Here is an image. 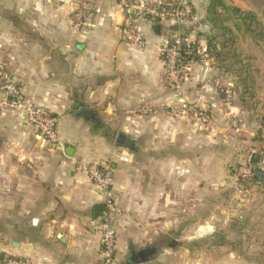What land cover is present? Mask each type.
I'll use <instances>...</instances> for the list:
<instances>
[{
	"label": "crops",
	"instance_id": "crops-1",
	"mask_svg": "<svg viewBox=\"0 0 264 264\" xmlns=\"http://www.w3.org/2000/svg\"><path fill=\"white\" fill-rule=\"evenodd\" d=\"M207 5L190 0L191 37L210 32ZM125 19L117 0H0V62L25 99L58 119L51 146L0 96V264H101L93 211L103 197L83 170L92 164L112 173L116 264H264V184L233 175L249 153L264 154L262 123L227 104L225 75L202 65L183 93L204 98L210 124L201 131L174 115L160 52L167 29L137 19L141 41L125 44ZM179 222L211 223L205 245L189 246L186 230L178 245ZM144 251L146 260L130 261Z\"/></svg>",
	"mask_w": 264,
	"mask_h": 264
},
{
	"label": "built area",
	"instance_id": "built-area-1",
	"mask_svg": "<svg viewBox=\"0 0 264 264\" xmlns=\"http://www.w3.org/2000/svg\"><path fill=\"white\" fill-rule=\"evenodd\" d=\"M119 4L126 12V19L118 29L119 38L125 44H138L141 37L135 27L137 19L143 18L152 21L167 29L163 41L161 55L165 67V83L172 93L174 102L171 112L181 118L193 119L201 131H205L210 124L208 112L205 109L204 98L197 96L192 102L186 100L183 88L191 76L194 65L208 66L212 61L211 51L204 37H191L187 32L191 17L190 0H147L129 3L120 0ZM84 13L78 10L75 14L74 26L83 25ZM226 103L230 104L232 92L229 88L224 91ZM0 96L1 106L12 113L18 114L37 133V136L51 146L58 145L57 122L58 119L44 107L38 106L24 98L21 87L13 79L6 65L0 62ZM145 114L148 109H142ZM231 121L232 127L237 121ZM251 155V154H250ZM249 155V157H250ZM127 162V158L122 159ZM264 173V159L259 166ZM90 181L103 197V210L101 211L96 229L100 233L101 264H116V230L114 217L117 212L116 203L111 192L112 173L109 168L92 164L83 167ZM236 179L252 180L255 176V166L244 165L234 169ZM4 264H32L25 259L7 258Z\"/></svg>",
	"mask_w": 264,
	"mask_h": 264
},
{
	"label": "rangeland",
	"instance_id": "rangeland-1",
	"mask_svg": "<svg viewBox=\"0 0 264 264\" xmlns=\"http://www.w3.org/2000/svg\"><path fill=\"white\" fill-rule=\"evenodd\" d=\"M262 1L264 0H224V3L230 7H238L243 11L254 12L257 15V18L259 19V21L264 26V16L262 14V10L264 9V7L262 5ZM133 2L136 3V0H132L131 3ZM121 9L126 15V12L124 11L123 7H121ZM226 17L230 19L229 22L225 23L226 27H228V29L230 30V33H228L226 36L231 41L229 44V49L232 53L234 52V55L238 56V59L240 60L239 65L231 66L230 69H236L239 66H243L248 69L246 73L253 79V85L251 88L252 93H253L252 99L250 100V97L248 96L247 104H243L242 102L239 101L237 91L241 90V88H240V85H238L237 78L235 77V73L224 72L220 68L221 64L214 59L212 52H211L212 61L209 63L208 66L210 68H215L219 70V72H223V74L225 75V82H227L228 84L226 83L225 86L222 87V90H223V93L226 88H229L231 90L232 97L230 99V102L237 105L243 112L245 110V112L251 113V117L256 118L259 123H262L261 126L263 127L260 128L262 133L258 134L257 132L258 130H256V133H255V139H258L259 140L258 142H260L262 139H264V122H263L264 121V118H263L264 110L261 109V107H259L260 104L264 106V44L260 43L256 45L251 40L250 36L244 32V27L240 24V22L237 19L234 18L232 14H227ZM206 33L208 34V32ZM213 33L219 34L220 32L214 31ZM226 52L227 50L224 49L223 53H226ZM233 61H235V59L228 60L225 62V64L227 65V67L228 66L230 67ZM231 121L229 122H230V126L232 127ZM234 121H237V120H234ZM236 127H232V128H236ZM130 165L134 173L135 163L133 162V164H130ZM206 225L211 226V223L192 222L190 224V223L179 222L177 223V230H176L178 235L177 237H174L173 239H176L178 241L176 243L178 245H181L184 240L183 232H185L184 230H186L187 234H189L190 232L193 236V239L191 240V242L188 243L189 246H192L193 248L204 246L205 245L203 243L204 240L202 239H204L206 235L208 236L211 233L210 230L206 229ZM219 225L221 226V223H219ZM200 237H203V238H200ZM194 250H197V249H194ZM207 256L209 259L214 260L212 258H214L216 254L208 252Z\"/></svg>",
	"mask_w": 264,
	"mask_h": 264
},
{
	"label": "trees",
	"instance_id": "trees-1",
	"mask_svg": "<svg viewBox=\"0 0 264 264\" xmlns=\"http://www.w3.org/2000/svg\"><path fill=\"white\" fill-rule=\"evenodd\" d=\"M117 1L119 2V0ZM128 2L131 3L132 0ZM262 5L264 7V1H262ZM227 14H232L234 18L240 22V24L244 27V32L250 36L251 40L256 45L260 43L264 44V26L257 18V15L252 11H243L238 7L227 6L224 3V0H208L206 21L210 26V32L207 35H203L201 37H204L207 40L208 48L212 52L214 59L221 64L220 68L224 72L235 73L238 85H240L241 88V90L237 91L238 99L243 104H247V97L249 96L251 100L253 96L251 89L253 85V79L246 73L248 70L246 67L239 66L236 69H230L231 66L239 65L240 60L238 59V56L234 55V52L232 53L229 49V44L231 41L226 36L228 33H230V30L228 27H226L225 23L229 22L230 19L226 17ZM262 14L264 16V9L262 10ZM214 31H218L220 33L215 34L213 33ZM224 49L227 50L226 53H223ZM232 59H235V61L231 63L230 67H227L225 62ZM222 98L225 99L224 94ZM260 152L262 153V151ZM250 154L251 153H249V155ZM262 158L264 159V154L262 155ZM244 165H248V160L243 164L235 165L234 168L236 169ZM256 171L260 172L259 168L255 167V172ZM233 175L235 176V171H233ZM237 181L240 185L246 187L258 184L260 182L256 176H254L252 180H243L238 178Z\"/></svg>",
	"mask_w": 264,
	"mask_h": 264
},
{
	"label": "water",
	"instance_id": "water-1",
	"mask_svg": "<svg viewBox=\"0 0 264 264\" xmlns=\"http://www.w3.org/2000/svg\"><path fill=\"white\" fill-rule=\"evenodd\" d=\"M153 30L156 33H159L160 27L158 25H154L153 26ZM116 143L118 145H121V146H128V147H131L132 148L131 143L128 142V140L123 135H118L117 136ZM261 160H262L261 155L259 153L253 152V153H251V155L249 157L248 163L250 165H252V166L257 167V166H259ZM255 176L259 179L260 183L264 184V173H261L259 171H256L255 172ZM102 210H103V205H96L94 207V211H93L94 217L97 218L99 216V214L101 213ZM208 230H212V227H208ZM146 253L147 252L144 251V252L140 253L139 255L132 256L131 259H130V261L131 262H134V263L135 262H143L144 260H146L145 257H144L146 255Z\"/></svg>",
	"mask_w": 264,
	"mask_h": 264
}]
</instances>
